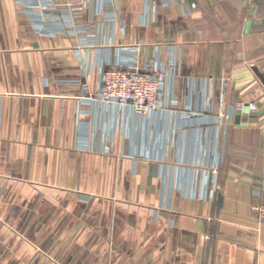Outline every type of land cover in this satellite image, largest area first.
I'll use <instances>...</instances> for the list:
<instances>
[{
	"label": "crops",
	"instance_id": "0c3cea01",
	"mask_svg": "<svg viewBox=\"0 0 264 264\" xmlns=\"http://www.w3.org/2000/svg\"><path fill=\"white\" fill-rule=\"evenodd\" d=\"M132 59L144 115L96 97ZM257 73L264 0L0 1V264H264Z\"/></svg>",
	"mask_w": 264,
	"mask_h": 264
},
{
	"label": "built area",
	"instance_id": "2783aa9c",
	"mask_svg": "<svg viewBox=\"0 0 264 264\" xmlns=\"http://www.w3.org/2000/svg\"><path fill=\"white\" fill-rule=\"evenodd\" d=\"M164 82L165 74L156 62L143 63L139 68L138 60L132 59L130 63L100 73L96 97L103 104L128 106L136 114L144 115L163 106ZM250 110H256L254 103L250 104ZM222 117L228 118L226 114ZM252 211L256 221L264 223V205H255Z\"/></svg>",
	"mask_w": 264,
	"mask_h": 264
},
{
	"label": "water",
	"instance_id": "95a60500",
	"mask_svg": "<svg viewBox=\"0 0 264 264\" xmlns=\"http://www.w3.org/2000/svg\"><path fill=\"white\" fill-rule=\"evenodd\" d=\"M257 75H258V77L260 78V80L262 81V83L264 84V78H263V76H261V75L258 74V73H257Z\"/></svg>",
	"mask_w": 264,
	"mask_h": 264
},
{
	"label": "rangeland",
	"instance_id": "374dc122",
	"mask_svg": "<svg viewBox=\"0 0 264 264\" xmlns=\"http://www.w3.org/2000/svg\"><path fill=\"white\" fill-rule=\"evenodd\" d=\"M134 52H136V50ZM142 65H143V63H138L139 68H141Z\"/></svg>",
	"mask_w": 264,
	"mask_h": 264
}]
</instances>
